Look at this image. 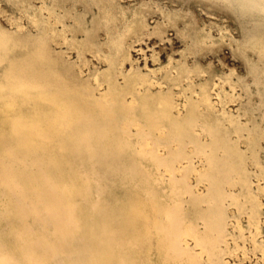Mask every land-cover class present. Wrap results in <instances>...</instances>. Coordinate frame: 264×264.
<instances>
[{
  "label": "rangeland",
  "instance_id": "374dc122",
  "mask_svg": "<svg viewBox=\"0 0 264 264\" xmlns=\"http://www.w3.org/2000/svg\"><path fill=\"white\" fill-rule=\"evenodd\" d=\"M0 28L44 41L50 57L95 105L113 86L128 84L138 96L135 107L164 97L184 113L201 98L242 125L264 131V58L247 44L250 37L264 42V16L244 14L229 0H0ZM6 65L0 64V73ZM55 152L73 158L59 173L51 171L48 159L42 161L39 149L30 158H0V244L22 252L27 264H70L72 242H64L63 235L73 218L72 200L88 210L105 191L126 195L111 155ZM182 168L189 170L193 187L205 189L199 157ZM252 181L255 188L263 185L257 177ZM261 200L259 222L250 221L246 209L227 208L213 263L197 240H180L186 262L264 264V193Z\"/></svg>",
  "mask_w": 264,
  "mask_h": 264
},
{
  "label": "bare ground",
  "instance_id": "6f19581e",
  "mask_svg": "<svg viewBox=\"0 0 264 264\" xmlns=\"http://www.w3.org/2000/svg\"><path fill=\"white\" fill-rule=\"evenodd\" d=\"M229 1L244 14L264 16V0ZM247 44L264 58L260 37H250ZM46 46L0 28V64L7 62L0 73V158H30L39 149L42 161L48 159L51 171L59 173L73 158L56 148L85 158L109 154L118 162L119 187L126 192L105 191L88 210L72 200L73 218L63 235L64 242H72L70 264H188L179 241L189 244L190 239L213 263L227 208L246 209L250 221H260L264 131L259 126L248 128L201 98L184 113L164 97L145 99L138 108L128 84L113 86L95 105ZM195 156L205 167L203 190L191 185L189 170L182 168ZM253 177L263 185L255 188ZM5 254L12 264H27L22 252L0 244V264H9Z\"/></svg>",
  "mask_w": 264,
  "mask_h": 264
}]
</instances>
